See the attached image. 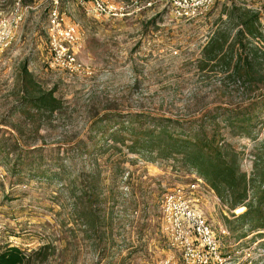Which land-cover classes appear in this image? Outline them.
<instances>
[{"label":"rangeland","instance_id":"374dc122","mask_svg":"<svg viewBox=\"0 0 264 264\" xmlns=\"http://www.w3.org/2000/svg\"><path fill=\"white\" fill-rule=\"evenodd\" d=\"M53 1H23L15 39L0 58V252L16 247L31 255L51 244L57 250L43 264H183L182 248L164 231L161 201L175 187L192 184L197 174L174 160L147 162L143 154H130L128 145L118 152L106 149L111 143L104 138L94 157H86L83 145L92 150L85 141L88 126L102 116L126 120L135 112L201 117L212 105L247 99L240 82L220 85L219 67L199 72L197 63L217 28L232 41L245 11L258 14L263 38L249 42L264 49V0H216L191 20H174L158 5L141 8L143 0H111L123 16L96 20L74 0H57L59 10L80 29L72 49L89 68L85 75L50 67L47 19ZM15 2L0 0V15L9 16ZM23 66L62 103L59 113L35 114L22 101ZM258 94L247 92L252 99ZM117 121L103 124L106 138ZM257 133L256 143L263 139V132ZM228 141L242 154L240 170L251 174L255 140ZM32 149L38 152L27 154ZM117 156L122 162L114 166L110 160ZM18 157L26 159L24 165ZM52 172L56 178L47 177ZM70 175H81L78 191L88 182L85 176L99 181L92 229L71 216L78 196L64 187ZM203 183L195 193L196 205L219 239L224 264H264V231L241 227L235 218L245 209L230 212Z\"/></svg>","mask_w":264,"mask_h":264},{"label":"trees","instance_id":"16d2710c","mask_svg":"<svg viewBox=\"0 0 264 264\" xmlns=\"http://www.w3.org/2000/svg\"><path fill=\"white\" fill-rule=\"evenodd\" d=\"M239 21L236 26L238 30L231 42H228L226 31L217 28L213 32L202 50L197 70L205 72L208 69L213 72L219 67L218 73L223 75L220 77V85L228 81L240 82L239 91L247 99L241 98L239 102L229 106L212 105L204 111V116L188 119L156 117L136 112L128 113L126 120L121 119L122 115L109 118L102 116L94 119L88 126L85 141L90 142L89 148L92 150H88L86 145L83 148L85 156L93 158V150L99 149V143L104 138L112 145H108L106 149L115 152L121 150L119 147L128 145L130 154H143L147 162L177 161L195 172L230 212L236 208H244L245 211L235 219L241 227L247 226L249 231L259 232L264 231V49L253 46L249 41L263 37L259 29L258 14L245 11L240 13ZM20 77L22 101L33 108L35 114L52 117L60 112L62 103L54 97L52 91L42 90L25 66L22 67ZM219 89L222 90L221 87ZM247 92L259 94L252 99ZM110 121L117 122H114L115 127L110 129L112 132L106 138L107 129L103 124ZM257 132H263V139L258 143ZM229 138L255 140L256 151L251 174L240 170L242 154L233 149ZM82 142L80 140L77 145ZM26 152L33 154L38 150ZM17 159L20 166L25 164L26 159ZM112 160L114 166L122 162L120 156L111 158L110 161ZM66 161L70 163L72 158L69 157ZM26 163L28 166L32 164ZM53 173L55 172L47 177L56 178L57 175ZM80 178L81 175H70L67 178L68 184L64 187L70 195L78 196L72 203L71 216L77 221L85 222L92 229L96 223L93 205L98 199L99 181L93 176H85L88 182H85V187L83 183L78 191L80 182L77 181ZM56 250L54 246L47 244L33 254L26 255L19 248L8 247L0 252V264H43L55 255ZM63 252L62 250L60 255L61 262H64L63 257L66 256ZM37 256L40 258L37 259Z\"/></svg>","mask_w":264,"mask_h":264},{"label":"built area","instance_id":"2783aa9c","mask_svg":"<svg viewBox=\"0 0 264 264\" xmlns=\"http://www.w3.org/2000/svg\"><path fill=\"white\" fill-rule=\"evenodd\" d=\"M23 1L16 0L9 16L0 15V58L15 39L24 15ZM74 1L89 18L97 20L123 16L122 9L111 0ZM215 1L143 0L141 8H153L158 5L168 10L174 20H191L207 11ZM57 4V0H54L47 19L50 67L71 75L89 74V68L76 59L72 49L81 36L80 29L68 20ZM200 186H204V183L197 178L192 184L186 187L177 186L163 195V228L182 248L183 264H224L219 239L196 205L195 193ZM163 264H170V261L166 260Z\"/></svg>","mask_w":264,"mask_h":264}]
</instances>
